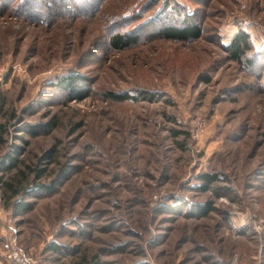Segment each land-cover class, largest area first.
Masks as SVG:
<instances>
[{
    "label": "rangeland",
    "instance_id": "obj_1",
    "mask_svg": "<svg viewBox=\"0 0 264 264\" xmlns=\"http://www.w3.org/2000/svg\"><path fill=\"white\" fill-rule=\"evenodd\" d=\"M22 1L0 0V264L8 238L39 264H264V0H42L45 23ZM182 13L199 38L158 35Z\"/></svg>",
    "mask_w": 264,
    "mask_h": 264
},
{
    "label": "trees",
    "instance_id": "obj_2",
    "mask_svg": "<svg viewBox=\"0 0 264 264\" xmlns=\"http://www.w3.org/2000/svg\"><path fill=\"white\" fill-rule=\"evenodd\" d=\"M7 1H12V0H7ZM81 3H79L78 10L83 9L85 12L88 11L89 8L95 9V6H98V3L100 0H80ZM43 1L39 2H33V0H26L22 1V4L24 5L21 9V11L28 16L38 18L40 22L47 21V19L50 17L48 13H42L45 8H43L42 5ZM45 6H47L45 4ZM181 19L177 22L175 21H169L165 20L162 22L159 21H154L156 23H159L160 28L158 29L157 33L160 35L162 38L166 40H172V41H185L187 39H196L201 36L202 29L201 26L198 25L197 23H193L190 21L191 15L185 14L180 17ZM150 20V19H148ZM158 20V18H156ZM119 24V22H117ZM113 26L110 29V34L108 36V44L111 48L113 49H121L125 46H127L129 43L134 42L136 40V37L129 35L128 33H125L122 27L117 25ZM250 39L248 34L239 29L231 38L230 42L225 46V50L227 53V58L228 60L234 61L236 63H240L243 60L249 64L250 62L246 60V55L247 52L250 50ZM74 81V78L72 76L64 78L63 85L71 84ZM106 97L112 100H117V101H124L127 99H131V95L127 93H115L112 91H108L106 93ZM5 106L4 98L0 94V115L3 112ZM3 126L0 124V131H2ZM182 131L181 130H174L173 129V136L176 137L178 136ZM15 157H10L8 159H3V161L6 163V165L11 169L17 165V162L14 161ZM201 182V184L197 187L196 189L206 191L210 188L211 184L218 180L217 176L215 174H209V173H202L201 175L198 176ZM6 185V189L11 191L10 195L15 196L18 194V191L16 189H13V183L12 181H6L4 182ZM14 207L17 210H20L21 212H28L30 211L33 206L31 202L28 201H21V202H16L14 204ZM198 210L200 211V214L203 216H206L211 208V204L208 202L204 205L197 206ZM50 247L53 248L54 250H57V246L54 243L50 244Z\"/></svg>",
    "mask_w": 264,
    "mask_h": 264
},
{
    "label": "built area",
    "instance_id": "obj_3",
    "mask_svg": "<svg viewBox=\"0 0 264 264\" xmlns=\"http://www.w3.org/2000/svg\"><path fill=\"white\" fill-rule=\"evenodd\" d=\"M4 255L10 264H39L38 260L24 251L11 238L3 243Z\"/></svg>",
    "mask_w": 264,
    "mask_h": 264
},
{
    "label": "bare ground",
    "instance_id": "obj_4",
    "mask_svg": "<svg viewBox=\"0 0 264 264\" xmlns=\"http://www.w3.org/2000/svg\"><path fill=\"white\" fill-rule=\"evenodd\" d=\"M239 219H241V218H239ZM242 220H244V219H242ZM241 223V225H244L245 223H244V221H242V222H240Z\"/></svg>",
    "mask_w": 264,
    "mask_h": 264
}]
</instances>
